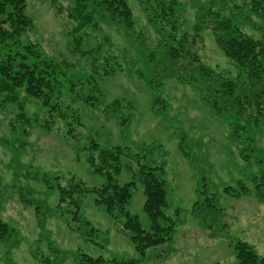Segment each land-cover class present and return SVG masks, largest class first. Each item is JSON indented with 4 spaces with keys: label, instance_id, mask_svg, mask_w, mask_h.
Listing matches in <instances>:
<instances>
[{
    "label": "rangeland",
    "instance_id": "rangeland-1",
    "mask_svg": "<svg viewBox=\"0 0 264 264\" xmlns=\"http://www.w3.org/2000/svg\"><path fill=\"white\" fill-rule=\"evenodd\" d=\"M182 1L180 31L189 32L196 4L208 0ZM127 2L131 30L99 22L95 30L86 29L83 42L76 45L73 37L83 30L73 31L78 21L70 16L74 0H25L31 19L25 36L45 54L72 65V74L88 76L92 86L87 83L80 93L86 95L93 87L90 93L98 99L91 106L83 98L72 103L81 123L74 124L73 135L67 134L62 118L36 98L26 108L30 124L16 118L13 105L0 104V222L7 225L0 236V264H80L81 253L133 258L137 264H238L237 240L264 256V183L258 164L264 158L231 139L228 123L235 110L234 95L220 96L203 83L206 88L198 89L197 83L181 80L179 76H190V71L172 65L162 53L161 34L144 5ZM214 2L219 8L239 6L249 12L241 30L264 41V19L250 11L252 0ZM200 36V61L222 75H237L212 31L203 28ZM106 68L114 72L104 73ZM237 84L235 93L250 91L241 80ZM250 92L254 96L255 90ZM212 100L225 106L224 113L210 107ZM58 101L66 104L69 97L64 93ZM35 115L49 121V128L36 122ZM256 118L255 125L247 115L242 121L259 129L253 147L264 151V119ZM115 146L128 149L120 155L118 173L107 168L120 183L132 180L141 163L160 167L167 198L164 213L175 220L168 239L142 252L123 227L125 217L108 214L95 203V193H74L73 203L69 197L61 201L55 187L56 182L66 186L80 181L85 188L103 184L107 175L95 170L98 153ZM239 181L246 192L239 190ZM228 186L235 191H226ZM143 202L137 182L126 209L149 230Z\"/></svg>",
    "mask_w": 264,
    "mask_h": 264
},
{
    "label": "trees",
    "instance_id": "trees-1",
    "mask_svg": "<svg viewBox=\"0 0 264 264\" xmlns=\"http://www.w3.org/2000/svg\"><path fill=\"white\" fill-rule=\"evenodd\" d=\"M138 1L144 5L143 9L149 21L154 23L161 34L162 53L172 65L190 71V76L180 75L181 80L197 83L195 85L198 89L206 88L200 85L203 83L207 85V90L220 96L234 95L232 101H235V110L228 123L231 126V139L245 146L247 151L256 152L263 160V148L256 150L253 147L256 142L254 134L259 129H254L242 121L246 115L254 118V125L258 122L256 117L264 119V41L255 39L240 28L245 21L249 20V12H244L239 6L219 8L214 0H208L206 3L198 2L193 28L189 32H182L180 29L185 9L182 0ZM252 2L250 11L264 19V0H252ZM88 8L90 11H87ZM70 13L71 17L78 20L73 31L83 30L78 36L73 37L76 45L83 42L84 31L95 30L99 22L107 25L122 24L128 30H131L133 25L132 10L127 0H74ZM30 24L31 19L25 11V0H0V104L13 105L16 109V118L30 124L32 120L27 115L26 108L32 103V98H36L40 106L46 107L49 112H55L59 118H62L67 134L73 135L74 124L81 123L79 112L72 103L83 98L91 106L95 104L98 97L90 93L93 87L89 88L90 91L86 95L80 93L87 83H91L88 76L82 77L78 75V72L72 74L74 68L72 65L65 60L59 61L45 54L38 45L28 40L25 33L30 29ZM206 27L212 31L218 48L237 67L239 71L237 75H222L200 61L196 46L201 42L200 31ZM111 72H114V68H111V71L108 68L104 69V73ZM238 80L247 85L250 91L254 89V96L250 91L235 93ZM212 83H216L217 86L213 88L208 85ZM256 85L259 87L256 88ZM64 93L69 97V102L66 104L63 102L62 105L58 100ZM209 105L216 113H224V105L219 106L214 100ZM34 120L39 121L46 128L50 126L49 121L45 123L36 115ZM103 152L100 150L98 153L99 164L95 170L106 174V181L93 188H85L80 181L67 184L68 186L56 182L55 187L60 200L63 201L69 197L70 201L75 203L77 200H71L72 194L95 193V203L102 206L108 214L114 217L122 214L125 217L123 227L128 231V236L139 252L168 239L174 229L175 220L164 213L167 198L164 179L158 173L160 167L141 163L137 171L133 172L132 180L120 183L113 178L111 171L107 168L111 166L113 172L118 173L121 167L120 155L128 152V149L115 146L110 152L106 154ZM134 156L140 158L139 154ZM89 159L93 163L92 158ZM259 160L260 180L264 183V166L262 165L264 161H261V158ZM128 168L131 167L128 166ZM137 182L140 183L144 194L143 211L150 221L149 230L141 226L137 215L129 213L126 209L132 196V189L136 187ZM48 184L50 187L53 186L52 183ZM238 185L239 190L247 191L240 181ZM225 190L235 191L232 186L226 187ZM74 205L77 206V204ZM0 228L3 230L0 233L2 237L6 232V223L0 222ZM234 248L238 264H264V256H258L248 242L237 240ZM80 256V264H137V260L133 258L106 259L85 253H81Z\"/></svg>",
    "mask_w": 264,
    "mask_h": 264
}]
</instances>
